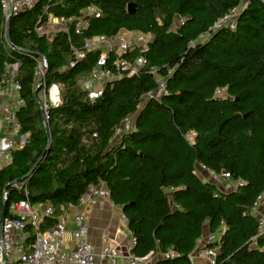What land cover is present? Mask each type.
Listing matches in <instances>:
<instances>
[{
  "label": "trees",
  "instance_id": "1",
  "mask_svg": "<svg viewBox=\"0 0 264 264\" xmlns=\"http://www.w3.org/2000/svg\"><path fill=\"white\" fill-rule=\"evenodd\" d=\"M129 3L138 7L134 14L127 12ZM89 6L99 17L84 14ZM233 11L232 29L214 28ZM48 15L88 23L78 33L74 22L65 25L67 31L36 33ZM123 32L151 40L142 53L111 51L105 69L112 78L100 96L89 99L80 79L92 75L101 51H86L84 42ZM41 56L47 62L43 85L61 87V103L47 109L46 128L33 77ZM140 56L146 65L136 75L114 66ZM158 78L165 90L154 96ZM10 80L20 86L23 104L15 120L26 140L0 169V214L3 208L11 216L9 202L26 198L12 186L23 185L31 205L53 209L38 229L43 233L77 207L90 187L103 184L136 239L133 253L154 254L151 264H190L188 254L205 229L219 236L217 264H264L262 239L252 245L257 218L251 215L264 191L260 0H41L7 19L0 3V88ZM216 90L223 95L217 97ZM126 118L131 130L116 136ZM196 165L227 173L242 185L221 191L197 176ZM26 230L32 242L37 231ZM170 251L174 258L160 257Z\"/></svg>",
  "mask_w": 264,
  "mask_h": 264
},
{
  "label": "built area",
  "instance_id": "2",
  "mask_svg": "<svg viewBox=\"0 0 264 264\" xmlns=\"http://www.w3.org/2000/svg\"><path fill=\"white\" fill-rule=\"evenodd\" d=\"M41 0H0L1 8L5 19L12 13L25 10L32 7L35 3ZM245 2L247 0H241ZM264 4V0H260ZM86 16L99 17V12L93 6H89L84 10ZM236 11L224 16L214 26L215 29L226 26L230 29L234 27V18ZM47 21L43 24H38L35 27V32L38 34L49 35L55 31L65 29L67 23L74 22V30L78 33L81 29L87 26L88 21L83 19L73 18H56L52 15L47 16ZM52 28H48V25ZM151 38L137 32L119 35L114 39H105L102 37L93 38L84 42L83 48L86 51L100 49V55L96 65L101 67V70L94 69L91 75V82L100 83L101 87L94 89L89 83L86 86L87 96L89 99H95L101 94L102 85L105 81L110 80L112 76L105 69L109 53L115 50L117 53H124L135 48L145 52L146 46ZM102 43V44H101ZM84 53H77V58H83ZM73 65V63H71ZM146 65L145 59L140 56L132 62L121 60L114 63V66L128 75H136L139 69ZM47 70V62L44 57L36 58V66L33 72L35 88L39 89L36 102L39 104L42 111V126L46 128L48 122L47 109L50 106L57 107L61 103L60 86L51 84L48 87L43 85L44 74ZM154 73L153 70L150 71ZM158 90L154 96L160 95L165 90V84L162 79H157ZM20 86L17 82L10 80L7 86L0 88V102L5 97H12L10 102L0 104V129L3 124H8L5 131L0 136V169L10 162L11 153L16 149L24 146L26 136L20 133V126L15 120V111L23 104V100L18 96ZM216 96L223 95L222 90H216ZM149 96H153L149 94ZM41 102V103H40ZM131 119L126 118L121 125L115 130V135L120 136L124 132L131 130ZM197 176L204 182L219 184L222 181H227L232 186V190L242 185V182L233 181L227 173L214 174L207 167L198 165L196 171ZM14 188L21 190L25 199L9 202L8 210L11 216H4L2 228L0 232V264H151L154 260V254L149 253L144 257L135 256L133 253L136 239L127 228V219L121 209L114 205L109 199V191L103 185L90 187L78 199V206L87 208L94 206L100 199L108 200L110 206L118 210L117 230L124 235V242L112 244L110 240V232L108 229L102 230L100 237V247L98 249L90 242V215L87 211L81 210L73 214L72 230L69 232L67 222L62 215L57 219L55 226L43 233H39L38 229L44 217H51L53 209L49 205L43 208H37L29 203L27 199V189L23 185H12ZM6 189L2 192L3 203L6 200ZM264 203V191L256 198L251 208V215L257 218V235L252 239V245L257 246V240L262 239L264 245V218L258 216L259 207ZM65 212V211H64ZM63 212V213H64ZM62 213V214H63ZM31 227L37 231L34 239L30 240L29 233L26 228ZM70 233L73 246L71 248L64 247V242L67 234ZM221 248V243L218 234L208 233L203 241L196 244L192 251L188 254L190 264H217V256ZM2 255L5 257V262H2ZM161 258L172 259L174 253L172 251L161 254Z\"/></svg>",
  "mask_w": 264,
  "mask_h": 264
},
{
  "label": "crops",
  "instance_id": "3",
  "mask_svg": "<svg viewBox=\"0 0 264 264\" xmlns=\"http://www.w3.org/2000/svg\"><path fill=\"white\" fill-rule=\"evenodd\" d=\"M48 28H52V26L49 24ZM126 34H127V32H123L120 35H126ZM10 100L8 97H5L3 99V101L0 102V104L5 103V102H10ZM5 127H8V124H6V123L3 124V127L0 129V136L3 135V133L6 129ZM195 169L197 171L198 165L195 166ZM227 183H228L227 181H222L221 186H218V185L217 186L221 191H224V192L228 191L229 192L232 190V186L225 188L226 186H228ZM222 184H225V185L223 186ZM35 206L40 209V208H43L45 205H35ZM81 210L87 211L90 215L89 239H90V242L95 246L96 249H98L101 245L99 235L101 234L102 230H104V229L109 230L110 240H111L112 244L121 245L124 242V240H123L124 235L122 234V232L120 233L117 230V228H116L117 227V220H115V218H114L115 214H113L111 211V210H113V211H118V210L116 208L111 207L109 201L104 200V199L98 200L96 202V204L94 206H91V207L90 206L87 208L74 207V208H69L68 210H66L62 214V216L64 217V219L67 222V228H68L69 232L72 230V227H73L72 226L73 214H75L76 212H79ZM258 216L261 218H264V203L259 207ZM207 234H208V232L205 229L202 237L197 241L196 244L203 241ZM63 246L66 248H71L73 246L70 233L67 234ZM101 264H105V263L101 262Z\"/></svg>",
  "mask_w": 264,
  "mask_h": 264
},
{
  "label": "water",
  "instance_id": "4",
  "mask_svg": "<svg viewBox=\"0 0 264 264\" xmlns=\"http://www.w3.org/2000/svg\"><path fill=\"white\" fill-rule=\"evenodd\" d=\"M137 9H138V7H137L135 4H133V3H129V4L127 5V12H128L129 14H134V13L137 11ZM8 17H9V16H8ZM7 23H8V20H7V22H6V27L8 26ZM6 35H7V40H8V31H7V29H6ZM94 69L97 70V71H99V70H101V67L98 66V65H96ZM37 90H38V88L35 90V94H36ZM43 153H44V152H43ZM43 153H42V155H43ZM17 181H19V180H17ZM17 181H16V182H17ZM5 189H6V188H5ZM3 218H4V212H3V208H2V210H1V214H0V232H1V228H2V221H3ZM2 262H5V257H4V255H2Z\"/></svg>",
  "mask_w": 264,
  "mask_h": 264
},
{
  "label": "rangeland",
  "instance_id": "5",
  "mask_svg": "<svg viewBox=\"0 0 264 264\" xmlns=\"http://www.w3.org/2000/svg\"><path fill=\"white\" fill-rule=\"evenodd\" d=\"M102 44V43H101ZM13 71H14V68L12 69ZM80 80H82V81H80V85H81V87L83 88V89H85L86 88V86H87V84H91L92 85V87L94 88V89H98V88H100L101 87V84L100 83H93V82H91V76L88 78V77H86V78H82V79H80ZM86 90V89H85ZM60 94H61V88H60ZM15 94H13L12 95V97H10L9 99H12V98H15ZM228 184V186H226L225 188H228L229 186H231L230 184H229V182L227 183ZM218 186H221V183H219V184H217ZM223 186L225 185V184H222ZM224 188V187H223ZM226 190V189H225ZM112 211V213L113 214H115L114 215V218H115V220H117V216H118V211H113V210H111Z\"/></svg>",
  "mask_w": 264,
  "mask_h": 264
}]
</instances>
